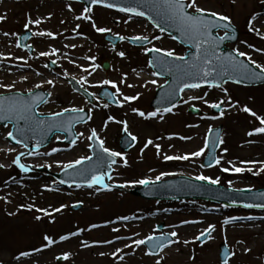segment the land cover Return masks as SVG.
I'll use <instances>...</instances> for the list:
<instances>
[{"label":"rangeland","instance_id":"374dc122","mask_svg":"<svg viewBox=\"0 0 264 264\" xmlns=\"http://www.w3.org/2000/svg\"><path fill=\"white\" fill-rule=\"evenodd\" d=\"M197 5L206 11L230 17L231 23L239 28L241 35L236 43L228 45L235 51L245 52L257 63L264 65V51L254 50L257 48L264 50V38H262L264 37V14L262 13L264 0H234V2L233 0H197ZM84 8L82 3L66 0H0V17H4L0 21V84H14L13 90L30 88L22 86V84L31 85L30 81H25L23 78L22 80L19 78L21 82L19 79L8 82L6 76L3 78L2 71L5 67L2 64L6 60L4 57H7V52L11 51L10 61L18 62V58H23L20 61L24 63L26 60V65L33 67L35 71L31 74L32 79L39 80L43 85L46 84L45 81L53 80L56 85L55 98L62 96L63 100H59L56 104L50 103L41 113H51L73 107L88 108L86 100L74 93L64 80L68 76L79 80L87 77V83L84 86L95 93H98L101 87L108 86L122 102L123 96L132 97L138 94L140 96L138 100L130 103L123 102L121 108L99 97L95 104L96 107L92 108L91 121L77 127L79 139L75 145H68L69 150L60 149L51 156L25 155L21 157L22 163L34 166V170L29 173H24L13 165L12 161L15 156L20 152H25V149L15 147L8 139H5L11 126H0V149H3L0 151V164L4 165V170L0 171V185L3 183L1 182L3 178L12 180L10 186L7 184L5 192L0 191V195L4 194L0 197H5V199H0V263L36 253L46 254L48 247H44L45 235L51 237L56 234L79 232L80 237H73L67 242L60 243L61 245L52 247L47 255L35 260L36 263L57 264L56 254L62 253L70 255L69 259L61 264H156L157 260H160L161 264H223L219 258V245L226 242L231 253H235L234 256L231 255L229 264H264V211L229 208L204 200L178 202L154 200L150 202L131 194L132 189L142 185L129 188L115 187L111 191L97 190L99 186L91 189L74 186L59 188L57 186V180L52 174L63 169L58 164L67 165L81 157L91 155L90 140L87 137L91 134V130L95 129L100 139L104 140L105 147L121 152L127 158V167L118 158V165L115 166L112 173L113 179L110 181L112 185L146 177L154 179L162 172H172L177 175L166 176L163 180L178 176L194 178L196 175L203 174L213 178L218 177L221 181L219 185L234 189L264 187V173L256 176L248 172L235 174L220 171L221 167L230 166L227 161H232L238 167H252L254 171L264 166V163H261L264 162V134L251 137L247 135L249 131L261 125L255 117L242 111V108L247 106L258 116L264 117V84L228 83L224 86L228 89L227 97L223 91L215 89L216 98L208 101L212 103L221 99L225 100L224 105L227 111L220 119L209 117L204 119L189 114L187 111L189 105L201 106L210 110V107L197 100H191L189 103L183 102L184 104L173 113L174 115L164 116L162 120L159 117L142 118L133 109H139L146 114L154 111L151 108V102L155 90L159 87L158 85L166 81L152 75L153 70L148 66L149 57L148 53L146 54V48L174 50L176 55H184L188 48L175 41L172 36L157 30L145 19L132 16L129 22L125 23L128 19L126 14L102 7H93L89 15L97 27H105L111 29L113 33L129 37L146 36L153 39L152 43L146 47L134 46L127 42L112 46L104 39L102 33L95 31L92 21L76 19V16L83 13ZM189 11L193 10L189 9ZM29 18L32 21L41 20L42 23L38 26L33 23L26 27ZM77 25H79L78 30ZM250 27L258 31H250ZM27 28L35 29L36 32H52L56 36L55 39L35 36L33 43L36 46V56L34 58L18 49L14 43L5 42L4 33H9L13 40H17V35ZM219 34L223 35L224 31H219ZM72 36L77 37L70 38ZM157 36L160 39H156ZM72 45L76 47L73 48ZM52 49L57 50L56 55L39 56L40 52H50ZM120 51L125 52L124 58L117 55ZM87 57H95V63L100 67L93 69ZM104 58L111 61V69L108 73L101 68ZM50 60H55L59 65L57 74L44 67ZM69 60L74 63H70ZM84 68H89L91 75L83 71ZM144 68L145 71L142 70ZM38 72L42 75L40 78H35ZM147 78L149 81L156 80L157 84L147 83L145 80ZM105 80L116 83L119 91L111 85H103ZM208 91L203 89L189 91L184 95L183 101L188 100L189 97L201 96ZM4 92H6L5 88H0V93ZM228 97L237 107L233 108L227 103ZM105 103L109 105L108 108L102 107ZM106 115L118 121H127L129 132L137 137V145L132 150L124 152L120 149L119 139L122 135L123 124L111 121L109 125H106ZM210 115L212 117L219 114ZM220 124L224 125L222 136L224 143L220 144L218 151V156L222 157L220 166L200 167L207 150L203 156L194 157L188 161H165L163 159L164 155L177 156L201 150L205 146L208 131ZM80 133H83V136H80ZM169 134H177L185 139ZM149 139L154 144L160 145L159 155L154 145L145 147ZM68 146L64 145L62 136H57L50 146L40 152L47 153L54 148ZM9 149H14V151L9 152ZM224 149H227L226 153ZM241 161L254 163L242 165ZM48 187L58 190L48 191L46 190ZM76 203L83 204V207L74 211L69 210V207ZM63 205H68V207H63L59 215L51 217L50 220L47 219V222L48 216H45L43 211H36V209H46L51 213H59L55 212V209ZM28 206H31V211ZM36 216H41L43 219L37 221ZM125 216L135 217V219H120ZM230 217H242L243 219L225 225L223 222ZM249 217L255 219H248ZM184 221H196V223L185 224ZM105 223L107 226L100 228ZM178 223L182 224L176 225ZM161 224L164 228L157 231V226ZM92 225H99V227L93 228ZM210 225H215V231L209 242L203 244L196 237L200 236L201 232L207 230ZM113 228H119L120 231L114 232ZM81 229L84 231H80ZM183 229L186 231H182ZM173 231L178 233V236L173 239H178L180 242L173 243L156 256L146 255L147 248L144 245L125 247L135 239H144L146 236L163 232L170 234ZM137 233L139 235H136ZM118 236L131 238L115 240L112 244L104 243ZM84 242L91 246L85 247ZM36 249H42V251L37 252ZM117 249H123L120 253L124 257L123 260L113 255ZM24 252L30 255L21 256ZM32 261L34 260L24 261L21 264H33Z\"/></svg>","mask_w":264,"mask_h":264},{"label":"snow or ice","instance_id":"6c2138e0","mask_svg":"<svg viewBox=\"0 0 264 264\" xmlns=\"http://www.w3.org/2000/svg\"><path fill=\"white\" fill-rule=\"evenodd\" d=\"M234 2V0H233ZM92 4H101L103 7L109 9H116L121 13H125L128 19L125 20V23H128L132 16L135 17H146L150 21L155 24V27L159 28L161 32L165 31L166 29L163 27V24L171 21L173 24L177 26V28L183 33L186 40L190 42V50L186 56L176 55L174 50H162L161 48L151 47L146 48L147 53H157L158 55L154 57L152 60L149 61L148 66L150 68H157L158 71H154L152 73L153 76H161V75H168L172 76L174 79L172 83L168 86V90L162 94L161 102L166 104H171V106L165 107H158L155 111L145 113L144 111H140L139 109H133V111L142 118L151 119L155 117H159L161 120L164 118L165 114L173 113V109L177 107V105L173 102L174 98L182 93L185 90H193V89H200L202 87H207L209 89H220L225 93V96H228V89L224 87L225 84L228 83V80L235 77L233 82L235 84H241L245 80H264V65L257 63L255 60L252 59L251 56H248L245 52H241L239 50L236 51L235 55L228 54L225 55L219 51L220 44L225 40H235L236 37L229 35L228 29L231 25L230 17L226 15H222L216 12H209L205 9H202L197 5V0H135V6H121L115 3L107 2V0H92ZM147 9V12L145 10ZM189 9L193 11L190 13ZM92 12L91 7H85L83 9V13L79 16H76L77 20H88L92 21V26L95 28V31L98 33H106L111 31V29L105 27H97L95 21L92 20L91 15L89 13ZM152 13L153 15H149ZM155 17V18H154ZM4 17H0V21H2ZM36 24L37 26L42 23L41 20L32 21L31 18L28 19V23L26 25ZM79 29V25H77V30ZM213 30L217 32L223 30L224 35H213ZM250 31H258L256 29H252L250 27ZM5 36H8L9 33H4ZM34 36H47L52 39H55L56 36L52 32H44L39 31L33 33ZM174 38V37H173ZM264 38V37H262ZM121 40L126 39V37L121 36ZM132 42L137 41H147L151 43L152 41L146 36H134L130 38ZM156 39H160L159 36ZM17 48L22 47L20 43L16 44ZM30 47V46H29ZM67 47V46H66ZM72 47H76L72 45ZM255 51H264L261 49H254ZM57 50L52 49L49 51H43L39 53L40 57H48L52 55H56ZM121 58L125 57V52L120 51L117 53ZM237 57H246L247 63L241 62ZM4 59H10V57H4ZM23 59V58H18ZM89 61H91V66L93 69L99 68L100 65L95 63V57H87ZM70 63H74V61L69 60ZM27 64V61H24ZM52 64H56L55 60L51 61ZM250 65L254 67H250ZM45 68L49 67L48 64L44 65ZM79 67V66H78ZM83 71L88 72L91 75V71L89 68H84ZM40 75V73H37ZM67 74L65 73V76ZM73 79H75L73 77ZM23 80H27V77H23ZM48 85L55 87V82L53 80L45 81ZM80 85V88H83L84 85L87 83V77L84 79L77 81ZM147 83H151L153 85L157 84L156 80L148 81ZM103 85H111L112 88L117 89L119 91L118 86L116 83L112 81L105 80L103 81ZM42 83H38L35 85V89L43 88ZM95 87V85H92ZM102 86V85H101ZM159 87L163 88V85H158ZM15 85H3L0 84V88H5V90L10 93L8 95H0V121H6L7 124L12 125V130L8 131L7 137L5 139H11L17 145L22 146L25 149H28L27 152H20L18 155L15 156L14 160L12 161L13 165L18 167L22 172L29 173L34 170V166H29L25 163L21 162V157L27 156H41V155H48L51 156L53 153L60 151V149H53L51 152L42 153L39 151L43 140L50 134V133H64L71 131L72 127L76 123H88L89 120L92 119L90 112L92 108L96 107V105H92L89 108V111L86 113L84 108H64L62 111H57L47 117L44 116L43 113L38 114L37 109L40 104L48 103L49 99L51 98L52 93L48 92L47 95H43L36 91H29L26 95L23 93H14L12 92V88ZM132 87V85H129ZM147 87V84H145ZM80 89H77L79 91ZM85 95H88L92 98V100H98L99 97L96 96L95 93H88L85 89ZM105 96H110V93L105 92ZM207 93L201 96H193L189 97L188 100H185L184 103H189L191 100H200L208 107L212 109L219 110L218 116L209 117L210 119H220L225 116L227 111L226 108L222 107L225 104V100L221 99L218 102L209 103L206 99ZM140 98L139 94L136 96H123V102H132L138 100ZM114 99V98H113ZM227 103L235 108L237 107L236 104L232 103L230 97L227 99ZM120 107H123V103H119ZM102 107L108 108L109 105L107 103L103 104ZM244 113L249 114L252 117H255L259 120V124L261 126L256 127L254 130L249 131L247 135L249 137L264 134V117L258 116L256 112L250 109L247 106L242 108ZM65 113H77L79 115L76 116H69L68 119H65ZM87 117V119H85ZM111 121L123 124L122 131L126 133L130 138L131 141H136L137 137L132 135L128 130L127 121H118L115 120L114 117L109 118ZM7 126V125H5ZM106 127V125H105ZM211 132V129L209 130ZM80 136H83V133H80ZM39 137V139H36ZM92 143L89 145L91 149H93V154L88 155L85 157H81L74 162H70L67 165H59L63 167L64 172L70 178H72V182L68 183L66 180H60V184L68 183V187L71 188L73 184L76 187H87V188H96L99 186L97 190H104V191H111L113 186H110L108 183H105V179L111 181L113 176L109 169H112V166L117 163L116 158H120L123 162L125 167L128 166L126 155L110 150L108 147H105L104 140L100 139L97 135L96 130L92 129L91 134L87 137ZM79 139V136L76 138ZM180 139H185V137H180ZM29 140H36L35 148L30 149L28 141ZM75 145L76 140H72L71 142ZM219 144H223L224 140L220 138L218 140ZM149 145H154L157 149V155L160 154V145L154 144V142L149 139L145 147ZM209 145L206 142L204 148L199 151H196L191 154H184V155H177V156H170L164 155L163 159L165 161H174V160H183L188 161L194 157L203 156L208 149ZM98 149V151H96ZM3 151V149H0ZM9 152L14 151V149H9ZM225 153L227 149L223 150ZM95 157V159H94ZM86 162H90L88 167H83ZM222 163V157L216 156L215 154L209 160L207 167H215L220 166ZM230 165L229 167H221L220 171L224 173H235V174H242L244 172L252 173L253 175L259 176L261 173H264V166L260 167L258 170H253L252 167H238L232 161H227ZM242 165L251 164L254 162L250 161H241ZM264 163V162H261ZM43 166V165H41ZM47 167H51V165H47ZM200 167H205L204 164H201ZM4 168V165L0 164V169ZM72 169L73 172H69L68 170ZM154 171V169H153ZM170 175H177V173L172 172H162L157 175L154 179L152 178H143L138 179L130 182H126L123 184L115 185L114 187L118 188H129L135 187L137 185L142 186H150L155 185L157 182L162 181L164 177ZM76 177H78L82 183H77ZM196 181L206 182L208 185H219L220 179L213 178L211 176H206L203 174L196 175L194 178ZM7 183V182H6ZM190 187H197L196 185H191ZM46 190L48 191H56L58 189H54L48 187ZM235 192H251L252 189H235ZM220 196H224V193L219 194ZM261 196L264 197V193H261ZM0 199H5V197H0ZM79 204L75 205L78 207ZM229 205L225 204L224 207H228ZM245 208H264V203H245L243 205ZM29 210L31 211V206H28ZM63 207H68V205H63L61 208L55 209V212L62 211ZM37 212L43 211L45 216H52L53 213L48 212L46 209H36ZM41 216H36V220H40ZM121 220H129L135 219V217H120ZM242 217H230L226 219L223 223L225 225L230 224L234 221L241 220ZM248 219H255L254 217H249ZM183 223H196V221H184ZM93 228L99 227V225H92ZM114 232H119V228H113ZM80 231H84L81 229ZM215 231V225H210L207 230L202 231L200 236L196 237L197 240H200L204 237L211 239V233ZM79 235V232H72L68 235H63L59 238L60 241L68 240L71 236ZM136 235H139L138 233ZM177 237L178 233L173 231L170 234H165L161 236H154L149 235L144 239H135L131 244H126L125 247L132 248L133 246L139 247L141 245H148L151 244V248L146 253V255H154L157 254L154 250L163 251L164 248L169 247L173 243H179L178 239L168 240V236ZM124 239L123 237H116V240ZM44 240L46 244L44 247H50L53 244L57 243L58 241L54 240L53 238L45 235ZM104 243L112 244L115 243V240L105 241ZM187 243V241H185ZM85 247H90L87 242H84ZM37 252L42 251V249H36ZM251 251V249H248ZM123 252V249H117L114 256H119L121 260H123V256L120 253ZM30 253L24 252L21 253V256H28ZM70 254H64L62 257H57V259L68 260ZM101 255H104L101 253ZM227 255V254H226ZM231 255H235V253H231ZM19 259V257H17ZM156 264H161L160 260H157ZM223 264H229L228 259H225Z\"/></svg>","mask_w":264,"mask_h":264},{"label":"water","instance_id":"95a60500","mask_svg":"<svg viewBox=\"0 0 264 264\" xmlns=\"http://www.w3.org/2000/svg\"><path fill=\"white\" fill-rule=\"evenodd\" d=\"M107 2L115 3V4L121 5V6H129V5L135 6V0H107ZM141 10H145L147 12V9H141ZM149 15H153V14L149 13ZM163 27L168 32L175 34L176 38L178 40H180L181 42H183L185 45L191 46L190 42L186 40L183 33L171 21L164 23ZM228 30L233 31V34H229V35L235 36L237 39L238 30L235 27H233L232 25H230V28ZM214 31L215 30H213V35H214ZM106 39L110 40L112 43H117L119 40L117 37H112L111 34H108ZM236 39L223 41L219 46V51L225 55H228V54L235 55V53L233 51H231L228 47L225 46V43L227 41H236ZM141 43H143V42H141ZM150 54L152 56V59L158 55L157 53H150ZM237 59H239L241 62L247 63V61L243 60L241 57H237ZM105 66H106V68L108 67L107 64H105ZM250 67H254V66L250 65ZM157 70H159V69H157ZM170 78H171V81H170L169 85L172 83V81L174 79L172 76H170ZM233 79H235V77H233L229 80L233 81ZM69 82L73 85L75 90L80 89L79 91L85 95V90L80 88V85L77 83V81L75 79L70 78ZM262 82H264V80H255V81L245 80L242 83L259 84ZM169 85H167L164 88H167ZM167 90H168V88L165 91H167ZM105 92L111 94V91L104 89V93ZM88 93H90V92H88ZM104 93H103V96H105ZM85 96L87 97V99L90 103L93 102V100L90 96H88V95H85ZM105 97H107L113 101L112 94L110 96H105ZM161 97H162V94L160 93V96H158V100L156 101V103L154 102V105L157 104L158 102H161ZM178 98H179V95L174 98L173 102H175ZM170 105L171 104L165 103V106H170ZM216 111H219V110L216 109ZM70 115L76 116L79 114H77V113H72V114L65 113V119H68V117ZM85 119H86V117H85ZM0 123H7V122L6 121H0ZM74 126L72 127L71 131L65 132L69 137H71L72 135L75 134L73 131ZM54 134L55 133H50L43 140L41 147H43L44 145L49 143L50 139L52 138V136ZM221 134H222V127H219L217 129H213L209 133L208 139H207V143L209 145V147H208L209 151H208V154H207L205 162H204L205 166H207L209 160L213 157V155L214 154L216 155L217 149L219 146L218 140L221 138ZM36 139H39V137H37ZM74 139H75V136H74ZM35 143H36V140H29L28 141L29 148L34 149ZM132 144H133L132 141L131 142L130 141L125 142L124 148L130 147V146H132ZM92 151H94V150L92 149ZM96 151H98V149H96ZM94 159H95V157H94ZM89 164H90V162H86V164L83 165V167H88ZM111 170L112 169H109L108 171H111ZM68 171L73 172L74 170L69 169ZM58 178L60 180H66V181H68V183L72 182V178H70L68 175H66L65 172L60 174L58 176ZM75 179H76L77 183H82V181L78 177H76ZM68 183H66V184H68ZM191 185H196L197 187H190ZM134 193L137 195L141 194V195H144V196H147L150 198H161V199H177V198H190V197H192V198H203V199H209V200H212L215 202H224L227 205H232V206H243L245 203H253V204L264 203V197L261 196V193H264V189L251 191V192H239L238 193V192H235L231 188L228 189V188H225V187L219 186V185H208L206 182H200V181L186 179V178H180V179H176V180L160 182V183H157L155 185L145 186V188H143V189H136L134 191ZM221 193H224L225 195L220 196L219 194H221ZM253 208H257V207H253ZM249 209H251V208H249ZM259 209H264V208H259ZM221 249H222V260L224 261L225 259H228V257L230 256V251L227 248L226 244H222Z\"/></svg>","mask_w":264,"mask_h":264},{"label":"bare ground","instance_id":"6f19581e","mask_svg":"<svg viewBox=\"0 0 264 264\" xmlns=\"http://www.w3.org/2000/svg\"><path fill=\"white\" fill-rule=\"evenodd\" d=\"M264 28V27H263ZM70 38H76L75 36H72V37H70ZM149 81V80H148ZM182 231H186V229H183Z\"/></svg>","mask_w":264,"mask_h":264}]
</instances>
